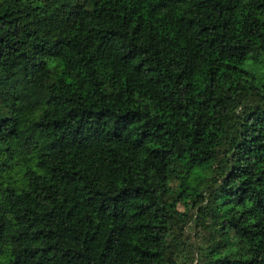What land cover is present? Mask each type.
<instances>
[{"label": "trees", "instance_id": "16d2710c", "mask_svg": "<svg viewBox=\"0 0 264 264\" xmlns=\"http://www.w3.org/2000/svg\"><path fill=\"white\" fill-rule=\"evenodd\" d=\"M264 0H0V264H264Z\"/></svg>", "mask_w": 264, "mask_h": 264}, {"label": "rangeland", "instance_id": "374dc122", "mask_svg": "<svg viewBox=\"0 0 264 264\" xmlns=\"http://www.w3.org/2000/svg\"><path fill=\"white\" fill-rule=\"evenodd\" d=\"M246 68L252 69V72L254 74V77L256 78V81L258 83L264 82V67L260 65H253Z\"/></svg>", "mask_w": 264, "mask_h": 264}]
</instances>
